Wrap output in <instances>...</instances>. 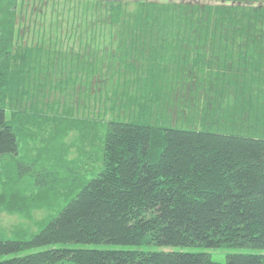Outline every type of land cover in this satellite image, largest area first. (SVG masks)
<instances>
[{
    "label": "trees",
    "instance_id": "16d2710c",
    "mask_svg": "<svg viewBox=\"0 0 264 264\" xmlns=\"http://www.w3.org/2000/svg\"><path fill=\"white\" fill-rule=\"evenodd\" d=\"M104 1L112 11L101 23L123 32L110 61H138L151 80L137 76L118 91L114 75L85 67L91 76L101 72L96 91L87 92L83 73L74 85L84 89L79 95L73 90L63 108L50 111L48 101L40 111L43 99L31 90L46 82L36 77L47 53L22 45L20 24L34 8L27 0H0V211L31 218L51 203L50 187L78 189L40 221L38 232L0 237V256L14 254L0 264H264L257 252L230 253L225 262L182 249L51 247L18 254L59 242L264 249V0H133V11L131 0ZM152 97L162 112L177 103L181 113L201 114L231 99L234 118L225 131L179 125L171 115L154 123ZM53 114L65 117L63 127L61 121L47 136L34 132L36 123L56 120ZM35 135L32 163L55 168L23 177L21 146ZM97 143L103 164L93 177L56 175L88 172L81 167Z\"/></svg>",
    "mask_w": 264,
    "mask_h": 264
},
{
    "label": "rangeland",
    "instance_id": "374dc122",
    "mask_svg": "<svg viewBox=\"0 0 264 264\" xmlns=\"http://www.w3.org/2000/svg\"><path fill=\"white\" fill-rule=\"evenodd\" d=\"M32 6L33 11L22 15L21 25L22 28V45L27 43L28 46H38L39 52L42 51L47 53L43 60L40 61L41 77H36V82H40L42 78L46 82L42 84L34 85L31 92H33L34 97L37 96L42 98L40 111H45L46 105L50 111L58 110L63 108V99L69 100V94L72 90H77L74 85L82 83L80 78H82L85 72V67H90L92 71L95 69H104L107 71V76H115L117 80L114 81L115 89L118 87V91L127 89L130 86V82L137 76H146V79L151 80L148 70L138 61H110V52L114 50L119 44L121 39L122 30L118 25H110L106 20L101 23L102 17L108 16L112 10L108 12L107 6L104 5V0H27ZM131 5L128 7L131 11L136 9L134 1H130ZM102 4V5H101ZM43 10V11H42ZM37 11V12H36ZM34 22L33 25L30 23ZM92 23V26L90 23ZM37 26H39L37 32ZM87 29V31H86ZM66 30V31H65ZM88 47L91 50L97 51L100 47L101 52L99 53L100 60L95 59V61H84L90 58L91 55L88 53ZM115 51V50H114ZM97 53V52H96ZM59 54V55H58ZM63 55V56H62ZM98 55V54H97ZM117 56V55H116ZM62 57V58H61ZM96 57V56H95ZM94 57V58H95ZM61 58V59H60ZM60 59V60H59ZM78 61H74V60ZM39 69V68H38ZM58 72V73H57ZM39 73V72H38ZM67 78H63V76ZM27 82V81H26ZM111 82H107L106 86L110 90ZM32 87V80H28L25 90H30ZM107 89V91H108ZM114 89V88H111ZM96 90V89H95ZM153 96V91L150 92ZM107 95V94H106ZM164 100L162 101V103ZM213 102V101H212ZM211 102V103H212ZM176 104L174 111L171 110L170 106L167 108V112H162L159 106L155 105L154 98L152 97L149 101L148 106V116L151 122H157L163 115H171L173 121L179 122V125L195 127V128H206L219 131L229 130L231 125V119L233 113V100L224 99L223 108L213 107L210 105L209 108L203 110V114L193 112L188 108L180 112V108L176 109ZM66 106V105H65ZM165 107L162 106V109ZM101 111L106 110L101 107ZM116 109V107H114ZM120 106H117L116 110H119ZM123 109L127 110V106ZM176 109V111H175ZM164 111V110H163ZM91 112H95L91 110ZM109 112V111H108ZM205 114V115H204ZM56 115V116H54ZM112 113L109 112L110 117ZM54 119L46 122H42V125L36 123L33 127L35 130L41 129L42 136H47L50 132H54L56 123L63 122L62 127L66 123L65 117L61 114H53ZM42 119V117H41ZM71 120V119H68ZM39 121V120H37ZM70 123H72L70 121ZM237 125V124H236ZM102 129V128H101ZM29 131L28 133H30ZM41 136V137H42ZM40 137V139H41ZM35 138L28 139L26 146H21L20 154L22 164L25 167L23 171V177H36L39 175H45L50 171H54L55 167L52 165H46L47 163H32L35 156V150L31 144H35ZM49 141L45 140L44 143ZM98 144H96L97 149L90 147L95 153V156L87 161L88 165H83L86 158L81 159L82 171L88 170V172H75L73 170H62L57 173L59 177L67 178L71 180L73 177H84L90 179L93 177L97 170H100L103 162L100 161ZM42 145V144H40ZM24 155H28L26 157ZM32 156V157H31ZM73 166V165H72ZM31 168V169H28ZM41 168L48 169L41 170ZM52 169V170H51ZM37 171V172H35ZM41 171V173H39ZM54 175V173H52ZM83 184V183H82ZM81 187V185L79 186ZM78 189L75 187H67L63 183L54 185L48 189V196L51 200L50 204L46 206L33 210V215L31 218L22 216L17 212H9L7 210L0 211V237L18 239L25 238L29 234L36 233L40 230V221L50 217L57 213V210L61 208L67 201H69L74 193ZM51 247H64V248H98V249H125L133 248L139 250H194V251H205L210 253L214 260L225 262L226 256L234 252H257L264 253V249L250 248V247H226V248H202V247H179V246H160L152 243H142V244H112V243H87V242H59L55 245L44 246L41 248H35L32 250H26L24 252H19V255H24L30 252L45 250ZM11 255L0 256V259L8 258ZM57 264H73L70 260L60 261Z\"/></svg>",
    "mask_w": 264,
    "mask_h": 264
},
{
    "label": "crops",
    "instance_id": "0c3cea01",
    "mask_svg": "<svg viewBox=\"0 0 264 264\" xmlns=\"http://www.w3.org/2000/svg\"><path fill=\"white\" fill-rule=\"evenodd\" d=\"M87 31V30H86ZM88 53L89 54H94V55H91V57L90 58H87L86 60H84V61H88V62H90V61H95V59L97 58V57H99L100 55H99V53L101 52V50H100V47L98 48V50L97 51H94V50H91L90 49V47H88ZM97 52V53H96ZM98 54V55H97ZM96 56V57H95ZM95 57V58H94ZM101 59V57L100 58H98V59H96V61L97 60H100ZM85 70V72L87 73V76H86V73H84V77H85V82H84V84L83 85H85V84H88V86L90 87V89L86 86V89H87V92H88V90H94V91H96L95 89H94V87H96V86H98L97 84H100L102 81H100L99 80V76H100V73L101 72H99L98 74H94L93 76H91V75H88V70H90V69H84ZM99 70H101V69H99ZM58 73V72H57ZM83 79V78H82ZM88 81V82H87ZM76 88V87H75ZM77 90H81V91H77L78 92V95L84 90L81 86H78L77 87ZM73 91V90H72Z\"/></svg>",
    "mask_w": 264,
    "mask_h": 264
}]
</instances>
